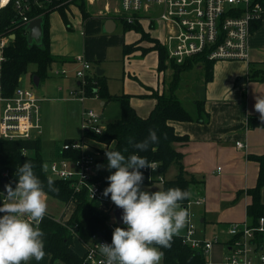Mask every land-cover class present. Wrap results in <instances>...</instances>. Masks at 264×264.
Wrapping results in <instances>:
<instances>
[{
	"label": "crops",
	"instance_id": "0c3cea01",
	"mask_svg": "<svg viewBox=\"0 0 264 264\" xmlns=\"http://www.w3.org/2000/svg\"><path fill=\"white\" fill-rule=\"evenodd\" d=\"M99 1L89 3V9L93 5L100 6ZM106 3L115 8L119 2L113 4L106 1L104 5ZM74 8L82 16L79 7ZM99 10L90 11L94 16L86 20L83 16L81 20H71L72 29L65 24L59 11L54 12L60 16L50 19L51 51L60 59L57 61L59 64L52 65L51 78L44 80L45 84L39 95L42 98L40 138L43 151L45 147L52 150L51 160L61 157L63 150L60 142L82 139L70 132L74 114L76 117L77 114L83 115L84 109L93 104L92 100H98L101 106H106L109 102L97 97L82 101L71 96L70 91L77 88L79 81L75 73L80 67V63L75 61L78 58L89 60L96 70L103 69L104 74L109 77L110 92L130 94L133 107L143 117H147L155 107L157 99L154 92L161 93L168 89L167 79L158 68L157 51L142 54L138 50L125 55L124 45L136 41L138 33L134 30L124 31L123 25L119 27L117 22L114 31H106L105 22L116 14L113 11L99 14ZM117 20L119 19H115ZM250 61H264V21L251 34L248 58L215 62L213 78L208 82L203 66L195 65L202 71V77L201 82L192 86V92L189 93L191 112H196L195 100L204 99L205 108L210 113L209 120L173 121L176 132L189 137L188 142L176 143V147L183 153L185 177L193 180L188 208L199 216L202 223L201 227H197L196 236L218 240L207 254L208 264H226L224 260L228 256L227 245L231 239L230 225L249 221L247 208L252 196L248 189L256 185L259 174V163L253 156L264 153V126L250 127L248 124L249 116H260L254 108L255 97L264 96V82L248 78ZM114 67L116 68L113 70ZM63 68H67L69 72H56ZM185 72L187 70L182 73L181 82ZM178 96L180 97L179 90ZM63 122L66 124L63 125ZM237 142H242L244 146L240 147ZM173 165L176 167L175 178L179 168ZM158 182L164 186L163 182ZM201 197L204 202L196 203ZM262 200L264 202V188ZM73 242L75 251L77 244L81 246L82 253L76 252L82 256V242L77 238ZM32 260L27 261V264H50L51 255L45 253L43 260Z\"/></svg>",
	"mask_w": 264,
	"mask_h": 264
},
{
	"label": "trees",
	"instance_id": "16d2710c",
	"mask_svg": "<svg viewBox=\"0 0 264 264\" xmlns=\"http://www.w3.org/2000/svg\"><path fill=\"white\" fill-rule=\"evenodd\" d=\"M82 13L83 19L86 20L91 16L89 3L87 0L75 1ZM65 24L72 29V23L66 11V6L59 8ZM41 11H36L32 16H36ZM44 14L43 22V38L42 43H29V31L25 27L14 28L12 21L16 19L15 9L13 5H9L0 12V34L12 30L16 37L10 42L6 50V59L3 64L2 84L4 92L12 95L19 86L20 78L29 71L31 64H36L31 76L37 75L41 82L50 77L52 65L60 59L59 56L53 55L51 51V34H50V14ZM111 18L119 19L123 25L124 31L134 30L139 32L140 37L132 42L124 45V54L130 55L138 50L142 54H146L151 50H156L159 57V71H162L170 65L173 74L171 86L168 92H154L157 101L155 107L151 110L147 117L141 116L131 103V95L128 93H112L109 90V77L105 74L99 75L93 72L88 75L85 83H81L88 98L97 97L105 102L117 101L121 107V116L113 122L107 124L103 134H95L85 132L86 136L96 139L106 145H113L112 149L121 151L126 157L131 154H137L146 158L147 162L158 163V171L166 173L167 169L175 164L179 168V173L174 179L165 180L163 190L179 187L186 190L189 195L180 202L182 207H187L190 200V185L193 180L185 177L183 165V153L177 149L176 143H186L189 141L187 135H180L176 132L173 121H208L210 118L209 111L205 108V100H195L196 112H191L182 103L180 97L176 93L181 81V75L184 71L192 68L197 64H201L205 70L206 82L210 81L214 75V64L216 61L209 60L204 55H196L193 58H187L183 63H176L174 60H168V51L162 44L161 39L152 35V31L147 30L138 21L128 22L122 15H114ZM260 22L254 24V29L258 27ZM149 41L151 44H142ZM248 78L264 82V61H250ZM248 124L250 127L264 126V121L259 115L249 116ZM154 130L158 136L156 142H150L147 150H140L134 147V143L145 140ZM133 143H129V139ZM67 139L63 142H70ZM81 150H65L61 153V157H72L77 160L81 157ZM253 158L259 163V174L257 183L254 187L249 188L248 192L252 196V200L247 208V214L251 225H256L260 216L264 215V202L262 200V190L264 188V153L254 155ZM25 161H31L34 173L43 182L44 192L61 202H73L76 205L72 214L71 223L78 222V234L83 240L88 238L95 232L111 234L107 226L111 217L109 211L101 206L97 200L89 197L88 191L83 189L77 192L71 185V182L54 178L53 188L51 190L47 185V177L51 176L46 168V159L43 155V144L40 137L36 139H19L9 140L0 137V180L7 172L8 184L15 186L17 178L15 176L16 168ZM99 162H107V159L98 158ZM111 171H114L111 170ZM143 173L144 185H151L156 180L150 179L149 174L144 168L140 169ZM110 174L107 166L96 168L93 177L94 181L100 182L101 187L105 189L109 183L106 179ZM52 177V176H51ZM110 197V194H109ZM39 228L44 233V250L45 253L51 255V260H61L65 264H83V255L81 256L73 248L74 235L70 229L62 223L56 221L52 216H45ZM171 246L162 248V260L166 264L183 263L197 264L206 261V257L201 250L192 248L188 244H184L181 236L176 234L171 240ZM157 247H160L157 245Z\"/></svg>",
	"mask_w": 264,
	"mask_h": 264
},
{
	"label": "built area",
	"instance_id": "2783aa9c",
	"mask_svg": "<svg viewBox=\"0 0 264 264\" xmlns=\"http://www.w3.org/2000/svg\"><path fill=\"white\" fill-rule=\"evenodd\" d=\"M75 1L0 0V12L12 4L17 17L12 21L13 27L27 28L35 18L43 17L47 12L59 11L63 5L66 6L67 13H70L72 8L78 7ZM87 1L90 4L96 3V0ZM118 4L120 5L113 8L110 3H106L103 10H99V14H103L104 11H113L116 15H122L128 22L138 21L147 30L162 32V36L157 37L161 39L168 51V60H174L176 63H183L187 58H193L196 55H204L216 62L246 59L254 24L264 21V0H119ZM36 11L41 13L32 16ZM14 35L16 37L12 30L0 34V102L3 104L0 137L9 140L36 139L40 137L42 131L41 96L32 86H22L21 83L12 95H7L2 84L6 50L15 38ZM75 61L80 63V67L75 71L80 83L77 88L70 91V94L84 101L88 97L80 85L82 82L85 83L88 75H92L96 69L87 59L78 58ZM56 72L66 74L69 71L63 68ZM21 79L22 77L20 81ZM106 127L107 124L103 123L98 112L91 108L84 109L82 123L84 133L103 134ZM85 138L97 141L84 134L82 139L65 142L62 145L63 151L81 150V157L77 160H73L72 157L53 159L47 168L48 173L54 178L71 182L77 192L86 189L91 199L100 203L109 201L110 197L104 195L101 183L93 180L101 145L90 144ZM237 144L240 147L244 146L242 142ZM150 165L152 167H144V170L148 172L150 179H154L153 174L158 172V163L151 162ZM7 175L6 172L5 176ZM154 180L163 183L165 181L163 176ZM2 192L6 190L0 187V201L6 202ZM203 202L202 197L196 200V203ZM189 205L190 201L187 207H182L187 211L188 219L185 233L180 236L184 244L201 250L207 257L208 252L218 240L201 239L196 236L197 225L194 222V214L188 208ZM45 216H52L56 221L67 226L74 235L73 238L82 242L83 264H104V257L98 250L99 244L111 243L114 228L123 226L117 223L113 210V215L107 223L111 234L95 232L88 240H83L77 232L78 222L70 224L71 218L66 215V210L60 215L47 211ZM229 234L231 239L227 245L229 253L224 260L226 264H264V215L259 217L256 225H251L249 221L232 223ZM197 264H208V261Z\"/></svg>",
	"mask_w": 264,
	"mask_h": 264
},
{
	"label": "clouds",
	"instance_id": "9594fccd",
	"mask_svg": "<svg viewBox=\"0 0 264 264\" xmlns=\"http://www.w3.org/2000/svg\"><path fill=\"white\" fill-rule=\"evenodd\" d=\"M254 108L264 121V96L255 97ZM157 140L156 132L150 130L149 136L134 147L147 150L149 143ZM129 143H133L131 138ZM105 154L110 174L104 195L110 194L115 205L123 209V226L114 228L111 243L99 244L104 264H160L162 248L170 247L172 237L187 223L188 213L180 202L189 193L179 187L144 190L140 169L152 167L146 158L137 154L126 157L108 148ZM15 176V187L6 184V192H2L6 202L0 201V264H27L45 256L44 233L38 227L47 212L43 182L31 161L17 167ZM53 184V177L48 176V188L55 190Z\"/></svg>",
	"mask_w": 264,
	"mask_h": 264
},
{
	"label": "rangeland",
	"instance_id": "374dc122",
	"mask_svg": "<svg viewBox=\"0 0 264 264\" xmlns=\"http://www.w3.org/2000/svg\"><path fill=\"white\" fill-rule=\"evenodd\" d=\"M106 1H111L113 4H116L117 2H119V0H100L98 3H101L100 6H97V5H93V6H90V11H98L99 9H102L104 7V3ZM117 5H120V4H117ZM60 16L59 13H52L51 16H50V19L52 20L54 18V16ZM69 15V18H70V21L72 20L74 22V20H81V17L80 16L81 14L79 13L78 9L77 8H72V10L70 11V13H68ZM92 12H91V16H92ZM94 16V15H93ZM63 18V17H62ZM71 21V23H72ZM119 25V27L122 26V23L117 20L116 21ZM51 24V23H50ZM65 25V24H64ZM51 26V25H50ZM120 29V28H119ZM155 30H158V29H155ZM151 31V30H149ZM139 37H140V33L137 32ZM153 35H157V36H162V32H159V31H153L152 32ZM142 44H151L149 41H144ZM156 51V50H155ZM59 64L57 61H55L53 63V66L54 65H57ZM116 67L113 68V70L115 69ZM37 69V65L36 64H31L30 67H29V71L24 74L22 76V79L20 81L21 85L22 86H26V87H29V86H32L36 91L37 93H39L41 91V88L42 86L45 84L44 81L42 82L41 86H35L33 84V81H32V72ZM55 69V68H54ZM54 71V70H53ZM55 72V71H54ZM161 72H163L165 78L167 79L166 80V84L168 85V89L167 91L165 92H168L169 91V88L171 86V81H172V74H173V70L171 68L170 65H167V67L165 69H163ZM171 72V74H170ZM201 77H202V71L198 69L197 66H193V68H190L189 70H187V72L184 73V76H183V80L182 82L180 81V84H179V93H180V97H181V101L182 103L186 106L187 109H189L190 111H192V101H190V95L189 93L192 92V86H196L199 82H201ZM51 77L47 78L48 80H50ZM46 79V80H47ZM75 83H76V80H75ZM178 90H176L177 94H178ZM91 102H93V104L89 105V108L91 109H94L96 112H98L101 117H102V121L103 123L106 125L110 122H113L115 121L116 119H118L120 116H121V107H120V104L117 102V101H109L108 104L106 106H101L100 105V102L98 100H92ZM2 107H3V104L0 102V113L2 111ZM77 118V120H76ZM71 123H72V127H71V131L72 133H76V137H79V138H83L84 135H83V129H82V123H83V115H79L77 114V117L75 116L74 114V117L72 118L71 120ZM76 123V124H75ZM66 124L63 122V125ZM70 137H73L72 135ZM69 137V138H70ZM86 141L90 144H95V145H101L100 146V151L99 152V158L101 157V154H102V158L104 159H107L106 157V148L108 149H112L113 145H106V144H102V143H98L97 141H93L89 138H85ZM63 142H60L59 145L61 144V146L63 145ZM49 147H45L44 148V151H43V155L46 159V168L49 167V164L51 162V157H52V150H48ZM107 166V162H97V168H103ZM176 170V167L173 165H171L166 173H161V172H154L153 174V178L156 179L158 178L159 176H163L165 177V180H171L174 178V175L176 172H174ZM173 177V178H172ZM153 179V180H154ZM142 189L144 190H147V191H157V190H163V184L162 183H159L158 181L154 182L153 184L147 186V185H141ZM45 199L47 201V211L52 213V214H55V215H60L64 212V210H66V215L70 216V218L72 217V214L73 212L75 211V208H76V205L75 204H70L68 205L67 203L65 202H61L59 201L58 199L48 195V194H45ZM101 206L103 208H105L107 211H109V213L111 214V217L113 215V210L114 208L116 207L115 203L110 199L109 201H101ZM195 214V213H194ZM110 217V218H111ZM72 219V218H71ZM70 219V220H71ZM194 222L196 223L197 227H201L202 223L201 221L199 220V216L197 214L194 215ZM185 233V228L181 229L179 234H184ZM78 242V241H77ZM81 242V241H80ZM79 243V242H78ZM83 245V244H82ZM76 251L79 252V253H82V248L80 245H76L75 247ZM44 259V257L42 258V260ZM34 260V258H33ZM32 260V261H33ZM50 262V260H49ZM53 263H62V261L60 260H55L54 262L51 260L50 264H53ZM34 264V262L32 263ZM65 264V263H64Z\"/></svg>",
	"mask_w": 264,
	"mask_h": 264
},
{
	"label": "water",
	"instance_id": "95a60500",
	"mask_svg": "<svg viewBox=\"0 0 264 264\" xmlns=\"http://www.w3.org/2000/svg\"><path fill=\"white\" fill-rule=\"evenodd\" d=\"M43 22H44V18L41 16V17L35 18L34 20H32L28 24V26H27V29L29 31L28 40H29L30 44H32V43L41 44L42 43ZM115 27H116L115 19L114 18L107 19V21L105 22L106 31L112 32V31L115 30ZM13 37H15V35ZM96 71H97V74H99V75L104 74V70L103 69L97 68ZM32 81H33V84L35 86H40V84H41V80H40V78L37 75L33 76ZM78 83H80V81ZM6 184H8V178L6 176H4L0 180V187H1L2 190H6L5 189V185ZM122 212H123V209L116 205V207L114 208V216H115V218L117 220V223L119 225H123Z\"/></svg>",
	"mask_w": 264,
	"mask_h": 264
}]
</instances>
